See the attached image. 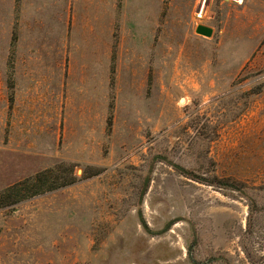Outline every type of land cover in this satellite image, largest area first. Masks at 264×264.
<instances>
[{
	"label": "rangeland",
	"instance_id": "rangeland-1",
	"mask_svg": "<svg viewBox=\"0 0 264 264\" xmlns=\"http://www.w3.org/2000/svg\"><path fill=\"white\" fill-rule=\"evenodd\" d=\"M51 170L0 264H264V0H0V193Z\"/></svg>",
	"mask_w": 264,
	"mask_h": 264
},
{
	"label": "trees",
	"instance_id": "trees-1",
	"mask_svg": "<svg viewBox=\"0 0 264 264\" xmlns=\"http://www.w3.org/2000/svg\"><path fill=\"white\" fill-rule=\"evenodd\" d=\"M54 170L41 173V175H49L53 173ZM40 174L37 176H32L26 179L24 182L16 184L6 191L0 193V209L5 208L14 204H17L28 198L35 197L47 191H52L57 188H63L65 186L71 185L74 182L68 181L66 183L58 184V180L51 181L49 179L50 175L45 179H42Z\"/></svg>",
	"mask_w": 264,
	"mask_h": 264
},
{
	"label": "built area",
	"instance_id": "built-area-1",
	"mask_svg": "<svg viewBox=\"0 0 264 264\" xmlns=\"http://www.w3.org/2000/svg\"><path fill=\"white\" fill-rule=\"evenodd\" d=\"M234 1L239 2V1H242V0H234Z\"/></svg>",
	"mask_w": 264,
	"mask_h": 264
}]
</instances>
